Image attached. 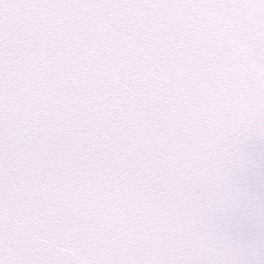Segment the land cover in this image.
<instances>
[{
  "label": "snow or ice",
  "instance_id": "1",
  "mask_svg": "<svg viewBox=\"0 0 264 264\" xmlns=\"http://www.w3.org/2000/svg\"><path fill=\"white\" fill-rule=\"evenodd\" d=\"M0 264H264V0H0Z\"/></svg>",
  "mask_w": 264,
  "mask_h": 264
}]
</instances>
